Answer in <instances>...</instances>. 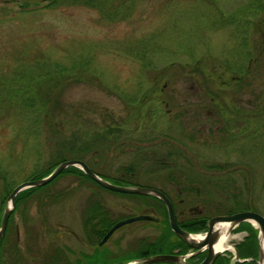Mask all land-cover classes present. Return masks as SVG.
<instances>
[{"label":"rangeland","instance_id":"1","mask_svg":"<svg viewBox=\"0 0 264 264\" xmlns=\"http://www.w3.org/2000/svg\"><path fill=\"white\" fill-rule=\"evenodd\" d=\"M45 91L52 102L36 121L34 103L15 112L19 108L7 109L3 101L13 94V101L31 102ZM233 103L248 104L251 115L260 104L264 130V0L0 1V177H6L0 179V212L4 182L17 184L43 170L59 139L88 141L117 126L118 134L110 131L120 144L85 159L104 179L132 165V176H124L129 184L153 185L174 200H201L207 216L232 210L231 199L249 202L264 216V137L255 132L256 121L241 137L221 141L225 122L217 127L209 117ZM227 120V133L234 135L238 130ZM179 139L181 156L175 151ZM159 160L172 168H158ZM186 166L197 174L183 169L182 182L169 174ZM244 168L249 183L239 174ZM227 177L231 185L206 191ZM90 198L114 205L147 200L60 176L14 206L1 247L5 264H37L39 248L31 245L36 211L46 216ZM62 200L69 202L51 207ZM122 211L117 207L113 217L126 215Z\"/></svg>","mask_w":264,"mask_h":264},{"label":"flooded vegetation","instance_id":"2","mask_svg":"<svg viewBox=\"0 0 264 264\" xmlns=\"http://www.w3.org/2000/svg\"><path fill=\"white\" fill-rule=\"evenodd\" d=\"M257 30L259 34H261L260 24L258 25ZM252 60H254V58L250 59V61ZM240 79L241 77L239 76L237 80ZM246 105L248 104L246 103L245 104L233 103L230 105L223 104L221 105L223 111L221 110L220 114L216 115L215 111L210 113L211 116L209 115V117L212 118L213 120L212 122H214L213 123L214 126H216L219 123L225 122V126L223 125V128L225 130H221V132L224 134L225 137L220 138L221 141L224 140L229 141V140H234L236 137H241L242 136L241 131L245 132L247 128V124L253 119L256 121L254 125L255 132H258L259 135H262V137H264V130L262 127L263 111L261 105L259 104L258 108L254 109V113L252 114L253 116L249 112H247L248 109L245 108ZM222 112H227V117H225V113ZM228 118L232 119L231 126H233L235 129L238 130L237 133H235L234 135L227 133L230 128L229 120H227ZM117 129L118 128L114 129L116 130L115 131L116 134H118ZM178 129L181 131L180 126L178 127ZM175 142H177L175 151L177 154H179V156H181V152L179 150L181 149V146H179L181 144V140L179 139L178 141ZM119 144L120 143L117 142L116 139L114 140V142H111L108 145L103 143L99 146V149H97V151H95L93 154L97 155L99 154L98 151H102L103 149H106L108 146L110 147L117 146ZM70 159H75V158H70ZM81 161L84 162L85 165L89 168L88 163H86V161L84 160ZM157 167L160 169L172 168L169 167V165H167L163 160L162 161L159 160V164ZM174 169L175 172L173 173L170 172L169 174H175L176 175L175 179L179 180V182H182L184 180L182 177V174L184 173L183 169H187L186 172L188 174L191 175L197 174V172L194 171L193 167L192 168L190 167L188 168L187 166L185 168L174 167ZM152 171L153 170H151V172ZM94 173L99 175L96 172ZM222 173L228 176L229 172L226 173L223 171ZM239 174L242 175L241 179H243L244 182H246V177L248 179V183L249 181H251L250 171L248 168L242 169L241 172H239ZM129 176H132V173ZM226 179H228L226 183L208 184L210 188H207L206 191H214L212 187H219L222 189V187L231 185L233 179L231 177L230 178L227 177L225 178V180ZM170 183H172V181H170ZM134 186H138V185H134ZM148 187H152L159 190L167 197L171 205L173 218L177 227L191 234L202 235L203 232L206 230L207 219L218 215H227L239 211H252L264 218V216L261 215L253 205L247 204L249 202H242V200L240 199L239 200L231 199L232 204H234V208H232V210H227L226 212L221 211L222 213L220 214H217L216 211H214L213 215L207 216L204 214L205 206L201 204L202 202L201 200L199 201L196 199L194 200V199H183V198H177L174 200L171 199L169 195L163 190L153 187V185ZM178 193L180 194V191H178ZM120 194H125V193H120ZM131 195H138V194H131ZM139 196H144V195H139ZM210 198L212 197L210 196ZM157 200L159 202L153 199H147L145 201L140 202V204L125 203L121 201L120 204L114 205V204L103 203L101 199L90 198L81 201L78 204H76V202L75 203L72 202L73 206L71 207L68 206V208H58L56 211L46 212L47 214L46 216L39 214V213H45V210L41 209L39 210V212L36 211V215L31 217L32 218L31 225L33 232L32 234L33 236L31 237H33V239H31L32 244L29 243V246L31 244L32 246L39 248L40 254L36 256V263L37 264H82L85 261H88L89 259L93 258L95 262L91 264H102V261L104 259L115 258L121 261L120 264H125L129 261L135 260V258L129 257L131 252L128 254L121 255V251L131 249L132 247L135 249L134 251H141L143 253L144 251L147 250L149 244H151L152 241L160 237L159 252L145 254L141 257L151 256L155 254L173 255L180 257L179 258L180 261L176 263L163 261L153 264H197L205 256L206 250H201L197 252L196 249L187 247L181 241V239L178 238L171 231L168 224L166 208L159 199ZM66 202L69 201H63V200L56 201L57 204L51 205V207L54 206L55 208H57V206H59L60 203L63 204ZM215 205L216 208L220 206L219 203H216ZM117 207L122 208V210H124L122 212H126V215L124 214V216L118 215L113 217L114 215H116L114 214V212L116 211ZM217 210L218 212L220 211L219 209ZM63 216H66L67 219L65 220ZM138 216H147L148 218L133 220L127 223H123L119 227L115 228L106 240H104L102 243H99L105 232L114 223ZM165 220L168 229L165 225ZM202 220L204 221L205 229L194 230L195 228H197L198 221H202ZM103 226L106 227L102 229ZM125 226H127V229L118 232L120 228ZM101 229L103 230V232L102 234H99ZM34 230L36 232H34ZM16 234L17 233L15 228V235ZM257 234H258V227L256 226L255 223L251 221H243L239 223L229 232V234L225 239V246L227 248L226 247L223 248L222 249L223 251L219 253V255L214 259V261L211 264H259L260 262L258 258ZM129 238L131 239L135 238L133 243L131 244L126 243V240H128ZM40 239H43L44 243H41L39 241ZM132 264H139V263H132ZM261 264H264V259L262 260Z\"/></svg>","mask_w":264,"mask_h":264},{"label":"water","instance_id":"3","mask_svg":"<svg viewBox=\"0 0 264 264\" xmlns=\"http://www.w3.org/2000/svg\"><path fill=\"white\" fill-rule=\"evenodd\" d=\"M0 1H10V0H0ZM20 1L21 3H28L30 1H43V0H15ZM73 166L82 171L89 179L94 181L100 187L107 189L113 192L125 193V194H138L144 196H151L159 199L166 208L168 224L171 231L181 239V241L189 248H194L197 252L201 250H206V254L203 259L198 262L197 264H211L214 259L219 255L221 248L217 249L215 246L219 242V240H223L229 234V232L237 226L239 223L243 221H251L256 224L258 227V234H257V245H258V258L259 264H261L262 260L264 259V218L254 213L252 211H239L234 212L227 215H218L207 219L206 221V230L202 235H195L188 232H185L177 227L173 213L171 210V205L167 199V197L160 192L159 190L148 187V186H134V185H117L111 183L104 178L100 177L99 175L95 174L91 171L84 162L78 159H66L60 161L52 170L45 176L26 180L23 182H19L16 184L10 192L7 194L4 200V204L1 210L0 215V239L4 234L8 217L11 211L14 208V197L15 195L27 188L30 187H37L44 185L51 181L55 176H57L63 169ZM148 218L147 216H138L128 218L119 222L114 223L103 235L99 243H102L104 240L108 238L111 232L122 225L123 223H127L133 220L145 219ZM180 257L173 256V255H163V254H155L151 256H145L140 259L129 261L125 264H132L133 262L139 264H153L159 263L163 261L167 262H179Z\"/></svg>","mask_w":264,"mask_h":264},{"label":"trees","instance_id":"4","mask_svg":"<svg viewBox=\"0 0 264 264\" xmlns=\"http://www.w3.org/2000/svg\"><path fill=\"white\" fill-rule=\"evenodd\" d=\"M50 1H52V3L55 2V0H50ZM53 68H56V67H53ZM54 70H56V69H54ZM56 75H62V73L59 71H56ZM38 80H39V82H38ZM34 81L36 83L35 85L37 88V85L41 82V80L36 78ZM15 89H21V88H15ZM22 91H23V89H22ZM22 91L20 92L21 95H22ZM45 92L46 93H44L43 98H40V99L37 98L36 100H34L36 97H30L31 102H28L29 98H27L25 101L19 102V103H18V101L17 102L13 101L12 98H15V96H13V94L9 95V97L6 100H4V98H3V101L8 103V104H6L7 107L10 104L12 107L19 108V109H11V110H14L15 112H24L26 109H30L31 106L35 104L37 107L34 108V112L32 114H33L34 120L36 121L37 119H39L40 116L38 114L41 115V112H42V118H44L46 116L47 112H46L45 107L49 105L48 103L52 102L48 91H45ZM21 95L18 97H21ZM9 99H11L12 101ZM56 103L57 102L55 100L52 105H54ZM7 109H10V108L8 107ZM115 128H118V127H115ZM115 128L114 127L113 128L108 127L105 130L96 132L93 136H90L89 139L87 138L88 141H86L84 139H80L78 141L77 140H74V141L73 140L72 141L65 140V142H64L63 139H59L58 142L54 143L53 147L51 148V151L49 153V159L46 162V167L40 171L34 170L31 173V175L28 178H26V180L38 179V178H41V177L47 175L52 170L53 167H55L60 161L65 160V159L75 158V159L85 161V157L88 154L92 155L95 151H97V149H99V146L103 143L108 145L111 142H114L115 139L117 142H119L117 140V136L114 134H111L113 129H115ZM110 130H112V131H110ZM133 170L134 169H133L132 165L122 166L121 172L118 175L107 176V178H105V179L114 183V184H117V185H128L129 184L128 178H125L124 176L125 175L129 176V175H131V173L133 174ZM63 175L84 178L85 180L91 182L92 184L97 185L95 182H93L91 179H89L87 176H85L81 172V170H79L76 167L69 166V167L63 169L54 179H52L47 184H45L43 186L30 187V188H27V189H24V190L18 192L14 197V205L18 206L20 204V202L22 201V198H24V197L26 198L28 195L32 194L34 191L50 185L54 180H56L58 177L63 176ZM0 179H2V181H5L6 177L1 176ZM4 183H5L4 185H6V186L4 188V195H3L2 203H4L5 197L10 192V190L16 185V183L8 184V180H7V182H4ZM109 192L111 194H120L117 192H111V191H109ZM124 195H126V194H124ZM139 197H144L147 199H153V200L158 201L157 199H155L153 197H148V196H139ZM165 225H166V220H165ZM106 226H108V225H106ZM106 226H103L102 229H104ZM166 227H167V225H166ZM102 229L100 230L99 234H102V232H103ZM167 229H168V227H167ZM202 229H205V225H204L203 220L198 221L197 228H195L194 230H202ZM159 238L160 237H158L154 241H152V243L149 244L147 250L144 251L143 253L141 251H134V252H131L129 257L130 258L134 257L135 259H139V258H142L141 256H143L145 254H151V253L159 252V246H160L159 245ZM2 241H3V237L0 240V264H5L6 261L4 262L2 259V256H1ZM93 262H95V260L92 258V259H89L88 261H85L82 264H91ZM110 263L120 264L121 261H119V259H115V258L104 259L102 261V264H110ZM6 264H15V261L11 259Z\"/></svg>","mask_w":264,"mask_h":264},{"label":"bare ground","instance_id":"5","mask_svg":"<svg viewBox=\"0 0 264 264\" xmlns=\"http://www.w3.org/2000/svg\"><path fill=\"white\" fill-rule=\"evenodd\" d=\"M227 237V236H226ZM226 239V238H225ZM225 239H223V240H219V242L216 244V248L217 249H223V248H225L226 246H225ZM227 248V247H226Z\"/></svg>","mask_w":264,"mask_h":264}]
</instances>
